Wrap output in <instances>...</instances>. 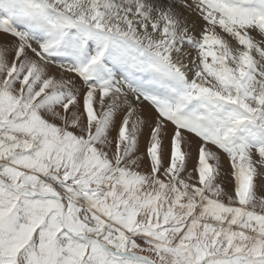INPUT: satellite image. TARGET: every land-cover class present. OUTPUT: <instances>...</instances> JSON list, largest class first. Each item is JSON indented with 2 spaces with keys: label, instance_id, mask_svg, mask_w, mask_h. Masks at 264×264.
I'll return each instance as SVG.
<instances>
[{
  "label": "snow or ice",
  "instance_id": "1",
  "mask_svg": "<svg viewBox=\"0 0 264 264\" xmlns=\"http://www.w3.org/2000/svg\"><path fill=\"white\" fill-rule=\"evenodd\" d=\"M0 264H264V0H0Z\"/></svg>",
  "mask_w": 264,
  "mask_h": 264
}]
</instances>
